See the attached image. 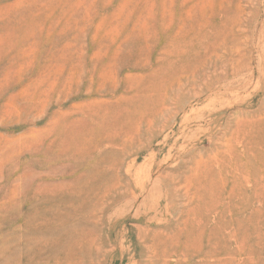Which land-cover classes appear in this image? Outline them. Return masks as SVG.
Returning a JSON list of instances; mask_svg holds the SVG:
<instances>
[{"label":"rangeland","instance_id":"rangeland-1","mask_svg":"<svg viewBox=\"0 0 264 264\" xmlns=\"http://www.w3.org/2000/svg\"><path fill=\"white\" fill-rule=\"evenodd\" d=\"M0 264H264V0H0Z\"/></svg>","mask_w":264,"mask_h":264}]
</instances>
